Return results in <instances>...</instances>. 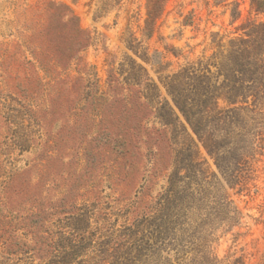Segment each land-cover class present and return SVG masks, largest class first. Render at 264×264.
Returning <instances> with one entry per match:
<instances>
[{"label":"rangeland","instance_id":"obj_1","mask_svg":"<svg viewBox=\"0 0 264 264\" xmlns=\"http://www.w3.org/2000/svg\"><path fill=\"white\" fill-rule=\"evenodd\" d=\"M249 1L167 0L147 36L146 0H0V264L99 251L100 264H264V100L225 126L216 157L192 133V155L176 153L155 112L127 143L91 102L129 59L170 102L165 75L264 20ZM63 4L89 37L68 69L83 66L84 91L49 79L63 75L65 42L58 24L47 33L48 6Z\"/></svg>","mask_w":264,"mask_h":264},{"label":"trees","instance_id":"obj_2","mask_svg":"<svg viewBox=\"0 0 264 264\" xmlns=\"http://www.w3.org/2000/svg\"><path fill=\"white\" fill-rule=\"evenodd\" d=\"M166 1L146 0L143 30L147 36H150L154 22L162 13ZM224 1L214 0L215 4ZM235 4L238 5V2L235 1ZM54 6L56 5L48 6V9H52L50 17L54 16L55 19L50 18L47 33L52 38L58 24L65 48L64 57L58 62L53 61V64L56 63L62 68L63 75H50L49 79L58 87L57 92L87 90L93 83L81 71L83 66H80L76 76H71L68 69L75 58L70 52L73 50L74 54H79L88 43L89 37L67 5H57L59 9L53 12ZM263 6L264 0H250L248 12H264ZM234 12L235 18L240 16L239 10L235 9ZM240 26L242 34L227 41L222 38L213 40L214 49L211 53L203 51L196 60L187 62L176 72L163 77L170 102L163 98L161 103V93L157 85L150 81L144 68L134 60L126 61V68L123 65L112 68L108 89L94 95L91 100L98 107H106L110 111L112 118L108 122L109 133L128 143L139 134L147 115L155 112L162 126L160 134L169 132L173 135L168 140L170 146H176V153L182 154L185 151L192 155V148L196 147L192 133L209 155L216 157L219 150L218 139L226 131L225 126L236 123L240 110L253 111L264 100V20L257 23L247 17ZM70 39L71 43L68 45ZM76 59L80 61L79 56ZM158 104L160 106L157 107ZM159 142L161 144V139ZM177 169L176 167L174 176L178 173ZM171 182L170 179V184ZM162 223L165 224V221ZM100 252L102 251L96 254L94 252L90 258H86L87 253H75L72 262L100 264V261L94 262L101 255ZM140 255L142 256L139 254L125 258L124 263L130 264ZM104 259L101 258L102 263L105 262Z\"/></svg>","mask_w":264,"mask_h":264}]
</instances>
